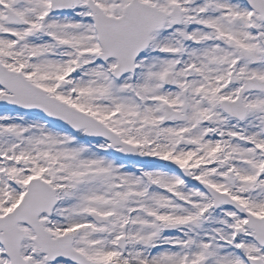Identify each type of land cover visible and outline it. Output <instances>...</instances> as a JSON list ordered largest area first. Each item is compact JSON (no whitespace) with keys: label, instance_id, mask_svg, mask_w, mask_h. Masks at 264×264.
I'll return each mask as SVG.
<instances>
[{"label":"snow or ice","instance_id":"1","mask_svg":"<svg viewBox=\"0 0 264 264\" xmlns=\"http://www.w3.org/2000/svg\"><path fill=\"white\" fill-rule=\"evenodd\" d=\"M0 264H264V0H0Z\"/></svg>","mask_w":264,"mask_h":264}]
</instances>
